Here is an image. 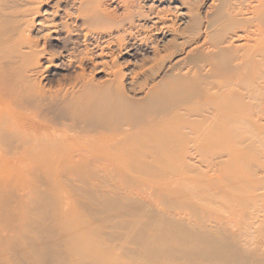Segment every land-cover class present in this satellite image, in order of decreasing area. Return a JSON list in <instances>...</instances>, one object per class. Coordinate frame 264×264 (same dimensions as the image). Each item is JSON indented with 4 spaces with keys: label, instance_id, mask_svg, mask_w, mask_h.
I'll return each instance as SVG.
<instances>
[{
    "label": "bare ground",
    "instance_id": "bare-ground-1",
    "mask_svg": "<svg viewBox=\"0 0 264 264\" xmlns=\"http://www.w3.org/2000/svg\"><path fill=\"white\" fill-rule=\"evenodd\" d=\"M0 264H264V0H0Z\"/></svg>",
    "mask_w": 264,
    "mask_h": 264
},
{
    "label": "rangeland",
    "instance_id": "rangeland-1",
    "mask_svg": "<svg viewBox=\"0 0 264 264\" xmlns=\"http://www.w3.org/2000/svg\"><path fill=\"white\" fill-rule=\"evenodd\" d=\"M207 187L210 186L205 184L201 185L199 189V192L205 195L204 197H188L185 200L193 207L181 206L179 205V200H170L174 205H171L170 201L167 202L169 205H165L162 200L153 197H147L142 202L152 204L153 208L158 212L175 213L188 221H196L208 225L216 224L228 228H237L251 225L257 226L260 223L259 221L262 220L263 213L257 214L256 212V208L260 206L259 202L253 201L252 204L245 202L244 205H241L232 196H227L228 198L216 196L213 198L208 194H212V188L207 189ZM248 196L252 197L250 194ZM33 207L29 210V213H32Z\"/></svg>",
    "mask_w": 264,
    "mask_h": 264
}]
</instances>
